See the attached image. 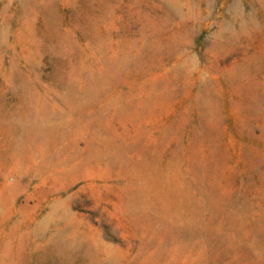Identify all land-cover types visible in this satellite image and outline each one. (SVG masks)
<instances>
[{
	"label": "rangeland",
	"instance_id": "obj_1",
	"mask_svg": "<svg viewBox=\"0 0 264 264\" xmlns=\"http://www.w3.org/2000/svg\"><path fill=\"white\" fill-rule=\"evenodd\" d=\"M0 264H264V0H0Z\"/></svg>",
	"mask_w": 264,
	"mask_h": 264
},
{
	"label": "bare ground",
	"instance_id": "obj_2",
	"mask_svg": "<svg viewBox=\"0 0 264 264\" xmlns=\"http://www.w3.org/2000/svg\"><path fill=\"white\" fill-rule=\"evenodd\" d=\"M238 26V25H237ZM26 145L25 141L22 143V140L17 142L15 146L12 147V151L10 152V161L16 165H22L27 160L26 149L24 146ZM39 146V144H38ZM37 146V147H38ZM2 160V159H1ZM28 161V160H27ZM5 162V161H4ZM2 163V162H1ZM10 188V187H9ZM13 190V189H12ZM15 192V189H14ZM40 230V229H39Z\"/></svg>",
	"mask_w": 264,
	"mask_h": 264
}]
</instances>
